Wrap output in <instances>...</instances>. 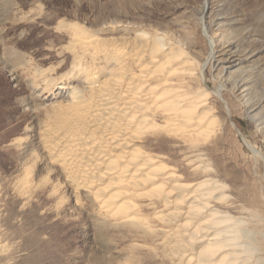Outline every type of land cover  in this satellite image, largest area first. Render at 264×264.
Wrapping results in <instances>:
<instances>
[{
    "label": "rangeland",
    "instance_id": "obj_1",
    "mask_svg": "<svg viewBox=\"0 0 264 264\" xmlns=\"http://www.w3.org/2000/svg\"><path fill=\"white\" fill-rule=\"evenodd\" d=\"M72 24L112 41L157 33L189 53L187 86L211 92L217 123L202 152L228 188L227 208L251 215L264 261V0H0V264H171L157 237L76 192L43 147L56 106L85 89L68 49ZM144 145L189 182L209 178L194 172L178 136L152 134ZM135 199L163 226L161 203Z\"/></svg>",
    "mask_w": 264,
    "mask_h": 264
},
{
    "label": "bare ground",
    "instance_id": "obj_2",
    "mask_svg": "<svg viewBox=\"0 0 264 264\" xmlns=\"http://www.w3.org/2000/svg\"><path fill=\"white\" fill-rule=\"evenodd\" d=\"M72 27L68 49L85 75V89L75 87L72 102L57 105L53 123L42 131L50 161L105 215L157 237L171 264H264L253 244L251 215L227 208L228 188L202 152L217 123L211 92L187 86L194 74L189 53L157 33L137 31L112 41ZM58 83L66 88V79ZM160 132L182 139L194 172L209 178L189 182L166 155L145 150L147 136ZM137 197L152 207L162 204L155 216L163 226L141 215Z\"/></svg>",
    "mask_w": 264,
    "mask_h": 264
}]
</instances>
